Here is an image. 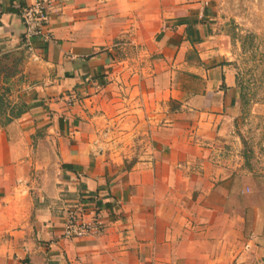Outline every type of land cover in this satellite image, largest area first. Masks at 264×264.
Wrapping results in <instances>:
<instances>
[{"label":"crops","instance_id":"obj_1","mask_svg":"<svg viewBox=\"0 0 264 264\" xmlns=\"http://www.w3.org/2000/svg\"><path fill=\"white\" fill-rule=\"evenodd\" d=\"M35 1L0 0V264H264L215 0H53L30 57ZM80 200L106 232L61 239Z\"/></svg>","mask_w":264,"mask_h":264},{"label":"rangeland","instance_id":"obj_2","mask_svg":"<svg viewBox=\"0 0 264 264\" xmlns=\"http://www.w3.org/2000/svg\"><path fill=\"white\" fill-rule=\"evenodd\" d=\"M213 7L215 34L228 49L240 92V114L230 134L241 142L247 175L259 181L264 178V0H215ZM109 143L104 144L108 150L140 149L138 144Z\"/></svg>","mask_w":264,"mask_h":264},{"label":"built area","instance_id":"obj_3","mask_svg":"<svg viewBox=\"0 0 264 264\" xmlns=\"http://www.w3.org/2000/svg\"><path fill=\"white\" fill-rule=\"evenodd\" d=\"M69 1V0H66ZM53 0H36L20 9L23 25V49L35 56V43L49 40L48 17ZM103 210L87 200H80L64 209L61 239L73 241L82 238H100L106 232Z\"/></svg>","mask_w":264,"mask_h":264},{"label":"trees","instance_id":"obj_4","mask_svg":"<svg viewBox=\"0 0 264 264\" xmlns=\"http://www.w3.org/2000/svg\"><path fill=\"white\" fill-rule=\"evenodd\" d=\"M19 114L17 113V116H18Z\"/></svg>","mask_w":264,"mask_h":264}]
</instances>
